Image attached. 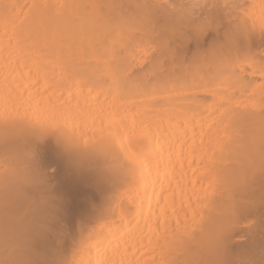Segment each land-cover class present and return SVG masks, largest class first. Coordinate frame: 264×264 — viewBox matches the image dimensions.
Here are the masks:
<instances>
[{
	"label": "bare ground",
	"instance_id": "6f19581e",
	"mask_svg": "<svg viewBox=\"0 0 264 264\" xmlns=\"http://www.w3.org/2000/svg\"><path fill=\"white\" fill-rule=\"evenodd\" d=\"M59 2L0 0V177L41 124L77 165L0 181V264H262L264 0Z\"/></svg>",
	"mask_w": 264,
	"mask_h": 264
},
{
	"label": "snow or ice",
	"instance_id": "6c2138e0",
	"mask_svg": "<svg viewBox=\"0 0 264 264\" xmlns=\"http://www.w3.org/2000/svg\"><path fill=\"white\" fill-rule=\"evenodd\" d=\"M66 6V4L60 3L59 0H33L32 4L27 5L30 11L35 12L37 19L46 12ZM163 6L169 7L166 4ZM211 6L213 8H245V5L238 3L237 0H231V3L225 0L222 6L219 0H215ZM210 27V23L201 25L203 30H207ZM260 37L261 40H264V21H262ZM242 39L243 36L238 35L236 37L237 43ZM262 71H264V65H262ZM153 74L156 79L163 80L166 73L162 68L157 66L153 68ZM261 115L264 117V109H262ZM28 136L29 139L23 154L14 164H9L7 160L5 161V166L2 169L4 176L0 177V181L6 183L10 173L23 172L27 182L38 184L45 191L50 189L54 191L52 188L54 182L57 184H71L75 178L77 165L75 159L72 157L71 149L63 130L56 125L41 124L29 130ZM58 206L63 208L64 202L61 201ZM60 220H63L62 216ZM54 227L58 230V238H64V233L62 230H59V224ZM4 264H11V262L5 261ZM59 264H69V262L61 261ZM72 264H75V262H72ZM170 264H205V262L186 259L183 261L173 260ZM208 264H211V262H208Z\"/></svg>",
	"mask_w": 264,
	"mask_h": 264
}]
</instances>
